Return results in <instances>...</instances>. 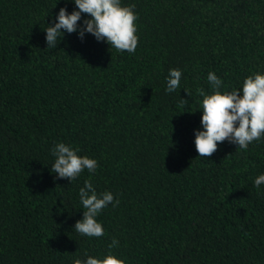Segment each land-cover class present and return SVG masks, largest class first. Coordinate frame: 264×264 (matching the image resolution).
Instances as JSON below:
<instances>
[{
	"label": "trees",
	"instance_id": "trees-1",
	"mask_svg": "<svg viewBox=\"0 0 264 264\" xmlns=\"http://www.w3.org/2000/svg\"><path fill=\"white\" fill-rule=\"evenodd\" d=\"M121 3L138 13L134 54L78 31L47 48L74 0H0V264H73L113 238L127 264H264V139L207 158L194 142L208 73L230 91L264 72V0ZM171 68L182 78L168 93ZM58 142L95 172H51ZM85 181L119 200L97 216L99 238L74 229Z\"/></svg>",
	"mask_w": 264,
	"mask_h": 264
},
{
	"label": "clouds",
	"instance_id": "clouds-1",
	"mask_svg": "<svg viewBox=\"0 0 264 264\" xmlns=\"http://www.w3.org/2000/svg\"><path fill=\"white\" fill-rule=\"evenodd\" d=\"M74 3L76 8L72 12L61 7L55 22L44 29L47 48H56L64 32L78 31L81 40L87 32L97 41H106L117 52L135 53L139 42L138 26L134 23L138 20L135 4L124 5L121 0H74ZM82 13L90 17L83 20V26L79 24ZM181 78L180 69H169L166 91L172 93L180 89ZM207 80L210 91L196 90L202 97L203 110V130L195 131L194 141L199 156H212L218 150V142L225 140L236 144L237 149L247 150L253 142L264 139V72H252L243 80L242 88L230 91L221 90L223 81L214 72L208 73ZM184 102L187 104L186 99ZM78 153V149L58 142L52 149L55 160L51 172L70 181L77 179L85 170L95 172L97 160ZM261 184H264V174L258 175L254 181L257 189ZM79 199L84 211L83 217L74 224L75 231L88 237L104 236L103 225L96 218L110 203L118 205L119 200L114 199L110 191L98 193L90 181H85L79 189ZM116 247L118 241L113 238L102 257L85 253L84 258L74 257L73 264H127L126 258L121 259L113 251Z\"/></svg>",
	"mask_w": 264,
	"mask_h": 264
}]
</instances>
